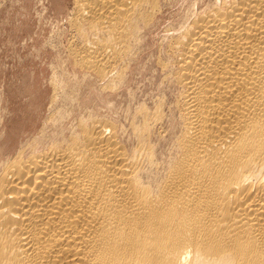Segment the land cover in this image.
I'll use <instances>...</instances> for the list:
<instances>
[{"label":"bare ground","instance_id":"bare-ground-1","mask_svg":"<svg viewBox=\"0 0 264 264\" xmlns=\"http://www.w3.org/2000/svg\"><path fill=\"white\" fill-rule=\"evenodd\" d=\"M159 1L74 0V61L105 77ZM215 1L168 47L169 151L153 143L152 109L127 143L91 115L7 155L0 264H264V0Z\"/></svg>","mask_w":264,"mask_h":264},{"label":"rangeland","instance_id":"rangeland-1","mask_svg":"<svg viewBox=\"0 0 264 264\" xmlns=\"http://www.w3.org/2000/svg\"><path fill=\"white\" fill-rule=\"evenodd\" d=\"M212 2L160 0L152 20L140 22L138 40L128 43L122 60L110 66L114 70L108 67L101 78L94 70L78 66L72 54L83 38L72 27L77 16L74 0H0V166L22 140L35 138L40 129L50 134L53 126L67 122L64 126L69 130L71 123L91 115L112 121L127 143L132 137L130 124L141 119V112L150 115L152 109L161 111L154 123L153 143L160 152L169 151L178 89L166 74L176 68L171 67L168 47ZM54 89L59 98L51 104ZM51 114L61 118L51 123Z\"/></svg>","mask_w":264,"mask_h":264}]
</instances>
